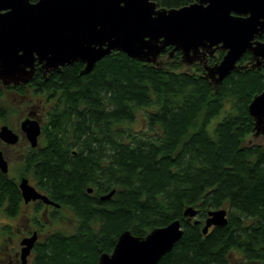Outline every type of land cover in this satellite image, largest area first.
Wrapping results in <instances>:
<instances>
[{
  "label": "trees",
  "instance_id": "trees-1",
  "mask_svg": "<svg viewBox=\"0 0 264 264\" xmlns=\"http://www.w3.org/2000/svg\"><path fill=\"white\" fill-rule=\"evenodd\" d=\"M156 1L172 7L194 0ZM170 49L155 63L111 50L87 72L80 61L45 75L36 65L23 84L48 102V117L41 143L27 145L18 177L59 204L26 214L19 178L0 170V214L19 216L24 234L38 231L31 264H97L122 230L144 235L175 218L183 233L158 264H234L236 256L240 264H264V145L244 142L254 121L248 103L264 76L242 68L215 85ZM138 109H145V123L135 130L129 124ZM7 116L0 104V120ZM189 205L198 223L183 214ZM221 206L227 222L203 232L207 210ZM59 207L71 211L74 229L57 224ZM21 226L0 224V262L10 259L14 250L3 249Z\"/></svg>",
  "mask_w": 264,
  "mask_h": 264
},
{
  "label": "water",
  "instance_id": "water-1",
  "mask_svg": "<svg viewBox=\"0 0 264 264\" xmlns=\"http://www.w3.org/2000/svg\"><path fill=\"white\" fill-rule=\"evenodd\" d=\"M264 29V0H194L166 7L156 0H0V82H27L36 71L42 73L80 61L81 72L111 50L155 63L167 46L169 53L179 50L182 61L201 57L203 49L219 45L226 49L222 59L206 67V76L218 85L234 68L248 48L264 59V41L253 38ZM221 42V43H220ZM253 117L252 134L264 133V87L248 103ZM20 130L31 146H36L41 125L26 117ZM0 139L9 144L19 134L8 124H0ZM0 170L8 173V160L0 148ZM23 201L40 199L58 203L30 183L25 175L18 180ZM92 188L89 187L88 191ZM114 188L99 195L109 198ZM197 209L186 206L183 214L194 223ZM227 208L207 210L202 231L227 222ZM183 233L181 220L175 218L154 226L144 235L122 230L111 251L99 254L97 264H158ZM38 237L37 229L20 238V264Z\"/></svg>",
  "mask_w": 264,
  "mask_h": 264
},
{
  "label": "rangeland",
  "instance_id": "rangeland-1",
  "mask_svg": "<svg viewBox=\"0 0 264 264\" xmlns=\"http://www.w3.org/2000/svg\"><path fill=\"white\" fill-rule=\"evenodd\" d=\"M25 83L26 82H24V84ZM0 89H2L1 90L2 97L0 98V104L2 108L4 109L5 113L8 114L7 119L5 121L0 120V124L6 123L10 127H12L14 130L20 131V122L22 121V119L25 118V117L23 118V116L25 114L24 109L27 106V104L32 107V105H35L37 103H41V104L46 103L44 101H41V102L38 101L39 96L31 95L29 90H27L25 86H18L15 89H5V87H2V85L0 84ZM47 105L48 104H46V107ZM46 107L40 108L39 110V112H41V110L44 112L42 114V120H41L42 125L47 121V117H48V108L46 109ZM144 110L145 109H138L136 111V116H135L134 121L129 124L132 129H135V130L143 129L144 123H145V119L143 116ZM222 114H223V111H221L216 117H214L209 122L208 124L209 130H212L213 124L218 119H220ZM23 141H24L23 137L20 136L17 144L7 147L6 149L4 148V156L8 160V172H10L16 178H20L18 177L20 175V174L18 175V172H19V169L22 168L23 154L26 151V147L28 145V142L26 143V141L25 142ZM244 142H247V143L259 142L264 145V133H260L257 135L251 133L246 136ZM39 143H41V134H39L38 136L37 145ZM29 181L31 182L30 178H29ZM34 206H35L34 201L26 203L24 207L26 211L25 213L26 214L28 213L33 214L35 212L41 213L44 208L43 205H41L38 209H35ZM23 216L26 218L25 215ZM19 219H20L19 216L15 218H10L3 213L0 214V224L5 223V222H10L15 228L16 226H21V224L19 223L21 221H19ZM72 220H73V215L71 211L66 207H61L59 211V220H58L60 221V223H57V224L62 225L65 229L71 230V229H74ZM22 224L24 225V223ZM24 226H21L19 228L23 227V229H25L26 227ZM15 228H13L15 235L13 236V238H11L10 242L14 243L15 247H17L19 245L20 238L24 236L25 234L24 232L21 233L19 228H17L18 231L16 232ZM46 230H48L47 227L41 233H44ZM233 259H234L233 261L234 264H240L241 261H240L239 256H236Z\"/></svg>",
  "mask_w": 264,
  "mask_h": 264
},
{
  "label": "flooded vegetation",
  "instance_id": "flooded-vegetation-1",
  "mask_svg": "<svg viewBox=\"0 0 264 264\" xmlns=\"http://www.w3.org/2000/svg\"><path fill=\"white\" fill-rule=\"evenodd\" d=\"M254 40L264 41V29L258 35H256L253 38L252 45H254V43H255ZM201 52H202L201 57L199 59H196V60L189 62V63L183 61V63L185 65L189 66L191 69L195 70L196 72L200 73L202 76H204L210 80V78L206 76V73H207L206 67L212 66V65L218 63L222 59L224 53L226 52V49H223L219 45H213L211 48L203 49ZM221 52H222V54L220 55ZM171 54H173V52L170 53V55ZM181 60H182V58H181ZM236 64L239 65V67L232 69L229 73H231L233 70L238 71V70H241L242 68L252 67V68L259 69L264 76V59L261 56H253L252 50H250L248 48L236 60ZM43 75H45V73H43ZM0 84L2 85V87H5V89H15L18 86H23L24 82H22V83L20 82V83H16V84H13L12 82H10L8 84L0 82ZM263 87H264V85H263ZM26 89L29 90L28 88H26ZM38 101H40V102L44 101L46 103L45 104L44 103L43 104L37 103L35 105H32V107L27 104V106L24 109L25 114H24L23 118L24 117L25 118L26 117L35 118L39 121L40 125L42 126L41 120H42V114L44 112L42 110H41V112H39V110H40V108L46 107V104H48V102L44 98H39ZM47 108H48V105H47L46 109ZM15 131L19 134V138H20V136L23 137V140H24L23 142H25V141H26V143L28 142V140L26 139V137L24 136V134L22 133L21 130H20L21 133L18 130H15ZM17 143H15V144H17ZM15 144H9V143H6L5 141H3L2 139H0V148L3 150V153H4V148L6 149L7 147L13 146ZM31 201H35V200H30L28 202H31ZM43 206H44L43 212L48 213V211H50L52 209V206L57 207V206H59V204L55 205L53 203H44L43 202ZM31 230H29V232ZM20 231L22 233L23 227L20 229ZM27 234H30V233H25V235H27ZM20 248H21L20 243L17 247H15L14 243L7 244L6 248L3 249L4 250L3 253L5 254L7 252H10L11 249L14 250V252L8 253V256L10 259L7 262H0V263L1 264H20ZM0 260H2V258H0ZM27 260H28L29 264H31L30 263V253L27 256Z\"/></svg>",
  "mask_w": 264,
  "mask_h": 264
}]
</instances>
